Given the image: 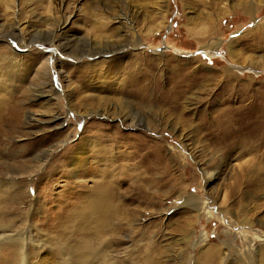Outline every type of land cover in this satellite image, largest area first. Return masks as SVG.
<instances>
[{
    "label": "rangeland",
    "instance_id": "rangeland-1",
    "mask_svg": "<svg viewBox=\"0 0 264 264\" xmlns=\"http://www.w3.org/2000/svg\"><path fill=\"white\" fill-rule=\"evenodd\" d=\"M13 24L19 26L23 43L12 40ZM44 32H52V43L45 40ZM67 41L81 51L78 60L59 46ZM106 43L125 48L105 56L91 53ZM11 48L18 50L21 63L7 76L8 91L25 104L18 131L1 137L4 148L17 152V158L0 156V164L21 166L18 154L43 142L44 148L52 147L44 173L67 148L76 157L96 153L84 164L93 173L103 167L99 161L105 154H101L111 147L133 142L149 151L156 148L155 156L170 170L180 192L170 195V187L162 188L156 207L128 201L129 209L139 211L134 225L144 234L126 231L113 248L114 256L126 258V264H141L138 258L147 250L149 254L157 251L155 264H264V0H0V57L9 58ZM135 58L141 61L140 70L129 86L140 90L139 84L147 85L142 97L148 100V110H159L158 131L143 124L130 129L100 116L97 99L114 95L102 88L114 80L122 84L123 76L117 75ZM47 61L54 71L53 84L68 80L69 85L67 95L63 87L60 100L52 103L31 91L37 84L38 67ZM87 71H92L89 77ZM3 78L0 75V83ZM78 90L89 99L75 107L73 91ZM19 91H24L23 98ZM175 98L177 123L167 115ZM132 100L137 102L136 97L129 98L131 106ZM53 105L63 119L59 134H52L55 128L41 132L32 126L29 130L28 114L48 113ZM75 111L89 114L77 116ZM117 131L123 138L113 136ZM87 150L91 152L83 154ZM25 154L24 164L34 155ZM63 166L60 171L75 168L72 161ZM74 173L68 175L70 180L61 174L49 178L59 183L51 191L54 201L47 204L42 192L47 178H32L28 192L32 199L21 197L20 205L23 209L35 203L57 206L63 186L78 179ZM188 197L195 202L188 203ZM4 215L12 220L18 217L12 208L4 210ZM34 217L32 221L40 215ZM18 222L16 227L22 229ZM36 226L52 236L61 234ZM150 244L155 247L149 248ZM205 251L211 252L206 263L202 261ZM49 253L42 250L35 258L38 264L51 262Z\"/></svg>",
    "mask_w": 264,
    "mask_h": 264
},
{
    "label": "bare ground",
    "instance_id": "bare-ground-1",
    "mask_svg": "<svg viewBox=\"0 0 264 264\" xmlns=\"http://www.w3.org/2000/svg\"><path fill=\"white\" fill-rule=\"evenodd\" d=\"M18 30L19 26L13 24L10 29L11 36L13 37L12 40L20 39V42H22L23 36L21 37V32ZM37 34L42 33L39 31ZM43 35H46L45 40H50L51 43L54 41L52 32H44ZM3 42L9 45L11 44L7 40ZM16 42H18V40ZM70 45L68 41L59 44V46L63 48V52L67 55L69 54V58L73 56L75 60H78V53H81V51L78 52L74 49V46ZM18 46L22 50L27 48L25 45ZM123 47L125 48V45H121L120 43H106L103 44L102 48H92L91 53L94 56H105L115 51L122 50L124 49ZM8 51L10 53V56L8 55L9 58L0 57V75H2V78H6L0 83V156H2L3 159L7 156L16 159L17 157H15V154L17 152L12 149L10 150V148H4L6 144L3 143L4 140L1 138L8 137L12 133L18 131L16 127L20 123L21 114L23 113L22 104H25L24 101L22 103L18 100L17 95L15 99H13L10 95L12 91H8L10 88L8 82L10 81H7V76H9L11 72H14L15 68L21 63V55L18 50L11 48ZM3 52L7 51H1V53ZM38 57L41 59L42 55ZM131 61L136 63V65H133ZM47 62H43L39 67L37 66V84L31 91L35 97L46 98V101L52 103L54 100H60V97H58L59 93L61 91L63 92L64 88H68L69 85H66L68 80L57 84V86L53 84V70L51 68V63L49 62L48 64ZM129 64L125 72L117 75V77L123 76L122 84L114 80L110 87L107 86L106 88H102L114 95L110 99H97L100 101L99 109L102 112L100 116H106L112 120L116 119L130 129L147 126L146 128L158 131L161 128V124L158 121L160 119L158 114L159 110H148L146 108L148 100L145 96L142 97V95L147 93V85L142 86V84H139L137 87L140 90H134L129 86L131 80H135V72L140 70L141 61L137 58L130 59ZM90 74H92V71L85 72L86 77H89ZM138 81L141 82L140 80ZM87 85L88 84H86V87L90 86ZM123 89L125 92L121 91ZM73 92L76 93L75 99L76 102H78L72 105L75 107L84 106L85 99L89 98L83 97L84 94L79 92V90L78 92ZM66 93H68L67 89L65 90V95H67ZM19 94L22 98L24 97V91H21ZM131 97H136L137 100V102L132 100L133 106H131L128 101ZM71 99L69 102L72 101ZM176 100L175 98L172 101L173 103H169L167 115L177 123L179 117L177 116ZM58 109L59 108L55 105L50 108L48 113L32 116L28 114L30 120L27 126H30L29 130L33 129L32 126L36 127L38 130H42L41 132L46 130V132H48L55 128L52 134H59L57 129L63 119L61 120L60 115H58ZM80 111H75L77 116L89 114L88 112L81 113ZM173 121H171V123ZM36 123L38 124L36 125ZM142 124L143 126H141ZM120 135L124 136L121 133L119 134L118 131L113 134V136L116 137ZM122 136L119 138H123ZM132 140L131 138V141ZM37 143L36 146L34 145L35 148H28V151L24 148L25 152L22 151V153L18 154L20 158H18L17 161L22 164L21 166L12 165L8 162L0 164V264H38V260L35 258H37L44 249L50 250L49 254L52 256V261L48 263L42 262V264H126V258L118 259L117 256H114V246L117 245V243H121L119 238L126 231L132 229V232L136 233L143 230L135 228L134 222L140 217V214L138 209H129L127 206L128 201L156 207L158 204L156 200L160 197V190H165L162 188L170 187L171 190L168 188L170 190V195L180 192L178 189L176 190V180L172 179L170 170L166 165L164 166L162 164L161 159L155 156V151L153 150L156 148H151L149 151L144 147H135L132 144L133 142L128 143V145H122V148L111 147L110 150L101 154H105V156H101L102 159L99 161V164L103 167H101L99 171H94L93 173L87 171V167L84 164L96 157V153H94L95 155H90L89 153V155L86 156L76 157L72 155L71 148H67L64 150L63 155L54 161L50 167V171L48 170V172L44 173V165L52 157V155H50L52 147L46 149L43 147V142ZM157 145H159V142H157L156 146ZM100 150L104 149L101 148ZM56 151L57 149L53 151L54 154ZM88 152L91 151L87 150V152L83 154H88ZM24 153L34 154L29 158V162L27 160L25 164L21 162L25 157H23ZM67 161L74 162V170L69 169L68 171H60L59 168L64 167L63 165H65ZM73 173L78 174L79 177H77L78 179L75 181H70L63 186V193L59 194L55 200L59 202L57 206L54 205L51 208H44L35 203L30 205L28 209H23L20 205L21 197H25L29 200L32 199L28 193L30 192L32 178L38 176L41 180L47 178L44 191H42L44 194L43 198L45 197V203L47 204L54 201L51 191L52 188L59 183L58 179L50 181L49 178L61 174V178L69 179L68 175ZM168 180L173 186H169ZM64 194H68L72 197L65 199ZM34 198L35 200L39 198L37 197V193ZM192 200V197L187 198L188 203H191ZM11 208L12 212L18 215L17 219L20 222L18 223L23 227L22 229L16 227L18 226L16 224V218H14V220L8 219L7 215H4V210H10ZM38 215H40V217L36 219V221H32V216L38 217ZM36 224L41 226L44 225L48 230L54 229L53 232L61 234L59 236H52L48 231L39 230ZM142 234H144L143 231ZM60 236H68L69 239L65 241V238L63 239ZM50 242L51 246L47 248L46 244L50 245ZM148 247L154 248L155 246L150 244ZM209 253L211 254L210 251L204 252L203 262H207V258L210 256ZM157 256V251L149 254L147 250H145L138 260L141 264H155L158 260ZM33 259H35V261Z\"/></svg>",
    "mask_w": 264,
    "mask_h": 264
}]
</instances>
